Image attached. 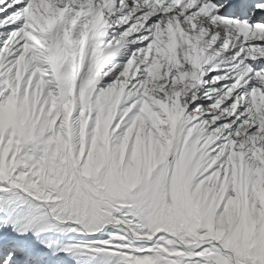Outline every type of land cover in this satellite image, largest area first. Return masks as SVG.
<instances>
[{"label": "snow or ice", "instance_id": "snow-or-ice-1", "mask_svg": "<svg viewBox=\"0 0 264 264\" xmlns=\"http://www.w3.org/2000/svg\"><path fill=\"white\" fill-rule=\"evenodd\" d=\"M0 264H264V0H0Z\"/></svg>", "mask_w": 264, "mask_h": 264}]
</instances>
